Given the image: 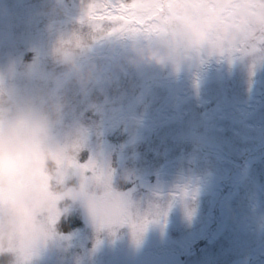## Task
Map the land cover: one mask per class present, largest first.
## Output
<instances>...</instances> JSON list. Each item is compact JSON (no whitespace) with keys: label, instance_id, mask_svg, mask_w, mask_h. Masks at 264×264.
Returning a JSON list of instances; mask_svg holds the SVG:
<instances>
[{"label":"rangeland","instance_id":"1","mask_svg":"<svg viewBox=\"0 0 264 264\" xmlns=\"http://www.w3.org/2000/svg\"><path fill=\"white\" fill-rule=\"evenodd\" d=\"M8 1L0 0V84L7 82L22 96H38L52 88L61 72L52 55L55 47L69 39L73 28L93 26L82 15L83 0H37L50 4L52 12L64 11L59 28L55 20L31 16L40 9L25 11V0ZM125 34L102 38L111 49L94 39L100 66L112 81L87 96L66 86L63 92L73 110L58 135L76 138L81 164L91 162L96 171L112 176L113 189L133 204L129 221L102 225L91 212L72 206L60 219L78 211L82 222L59 235L64 251L41 252L32 264H127L121 257L134 264H182L181 256L188 253L186 264H246L242 256L264 255V176L254 175V170L264 173V62L229 65L202 57L188 66L205 82L191 81L187 88L182 74L188 66L115 71ZM26 52L34 53V61H25ZM242 101H251L255 109ZM242 158L255 162L241 177L235 170ZM203 176L214 178L203 182ZM219 177L229 181L222 195L223 185L214 192ZM127 185L118 191L117 186ZM210 227L225 242L213 246L209 239L192 249ZM118 229L126 241L119 232L98 238ZM87 237H96L91 249ZM114 244L124 249L122 255L112 249Z\"/></svg>","mask_w":264,"mask_h":264},{"label":"clouds","instance_id":"2","mask_svg":"<svg viewBox=\"0 0 264 264\" xmlns=\"http://www.w3.org/2000/svg\"><path fill=\"white\" fill-rule=\"evenodd\" d=\"M141 29L123 32L119 73L155 67L180 71L200 58L254 66L264 62V0H161ZM85 0L82 15L90 6ZM143 15V10H140ZM97 34L122 33L115 26L92 25ZM109 49L111 42L105 40ZM61 72L50 90L22 96L7 82L0 84V257L7 264H32L41 252L62 253L64 242L53 225L72 206L93 214L104 196L129 212L132 202L112 187L104 171L85 172L78 165L79 144L64 127L73 102L63 90L89 95L112 74L99 63L100 53L88 36L75 35L52 53ZM54 220V222H53Z\"/></svg>","mask_w":264,"mask_h":264},{"label":"snow or ice","instance_id":"3","mask_svg":"<svg viewBox=\"0 0 264 264\" xmlns=\"http://www.w3.org/2000/svg\"><path fill=\"white\" fill-rule=\"evenodd\" d=\"M140 10H143V15ZM162 10L161 0H100L96 6H90L87 21L97 26H104L107 22V25L115 26V31L123 33L141 29L154 13ZM78 167L86 173L96 171L91 162L80 164ZM92 211L102 225L129 221L128 211L123 205L110 203L104 196L96 199ZM133 227L141 228L142 225Z\"/></svg>","mask_w":264,"mask_h":264},{"label":"trees","instance_id":"4","mask_svg":"<svg viewBox=\"0 0 264 264\" xmlns=\"http://www.w3.org/2000/svg\"><path fill=\"white\" fill-rule=\"evenodd\" d=\"M33 1H34V3L36 5H38V7L41 10V14L38 15V17L41 18L40 20H43V19L55 20L56 23H57V26L59 24H61L60 21H61V17H62L63 10H61V11H53L52 12L50 10V4L40 3L37 0H33ZM58 28H59V26H58ZM85 29L86 30H84L82 28L78 29V32H75L76 35L79 34V35L88 36L90 38V40H92V36L93 35L91 33L92 32L91 28L85 27ZM53 33H55V32H53ZM101 35H103V34L95 35L94 37H97V36L100 37ZM25 60L27 62L33 61L34 60L33 55L30 54V53H26ZM189 66H191V65H189ZM189 66L186 67L185 70H184V73L186 72L185 74H190V75H187L188 79L190 77H192L191 76V73L194 72L193 69H191V70L188 69ZM184 84L187 86V83L186 82H184ZM262 151L264 152V143H263V146H262ZM248 156H250V155H248ZM256 156H258V157L260 156V151L256 153ZM83 157H84L83 155H79V157H78L79 162L80 161L83 162V159H82ZM254 162H255L254 159L251 160V158L250 159H247V160H244L243 158L242 159H239L238 160V165H237L238 168L235 171H237L238 174L241 175V177L242 176H245L244 174L247 171V169H250V168L251 169L252 168L254 169V165H253ZM254 175L256 177L257 176H260L262 178L264 176V173L258 174L254 170ZM212 178H214V177H212V176H203L201 179H204L203 182H205L207 180H211ZM252 179L254 181H252ZM252 179H251L252 182H257V178L252 177ZM190 180H192V179H190ZM219 183H220V185L219 186L217 185V187L215 188L216 191L214 190V192H218V190H221L220 189V186L224 184V187L225 188L223 190H221L222 192L220 193L222 195L224 193V191H226V189L229 187V181L228 180H224L223 178L219 177ZM189 185H191V183H189ZM193 186H196V185L194 184ZM227 201L229 202V200H227ZM228 202H227V204H228ZM80 223H81L80 218H78V220H74V221H73V219H67L66 222L64 220L61 221L59 223V226L58 227H59V230L60 231H62V232H65L66 231L67 232V231L71 230L72 228L78 226ZM212 229H213V227L208 228V235L204 238V240H202V241L198 242L197 244H195L194 247L198 248L199 246L208 243L209 242V239L213 241V243H212L213 246H216V245L221 244L222 242H225V240L223 238L221 239L218 236H215L214 237L213 234H211ZM186 260H187V256H183L181 262L182 263H185V262H187ZM239 260H244L246 262V264H257V262L259 260H263L264 261V256H257L255 258H251V259L249 257H247V256H242ZM232 262L233 263H231V264H236L237 263L236 261H232ZM0 264H7V258L6 257H0Z\"/></svg>","mask_w":264,"mask_h":264}]
</instances>
